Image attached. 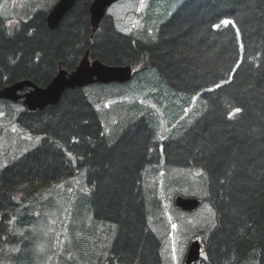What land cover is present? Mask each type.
I'll return each instance as SVG.
<instances>
[{
	"label": "trees",
	"instance_id": "16d2710c",
	"mask_svg": "<svg viewBox=\"0 0 264 264\" xmlns=\"http://www.w3.org/2000/svg\"><path fill=\"white\" fill-rule=\"evenodd\" d=\"M92 2L76 0L55 29L47 22L49 9L14 26L0 15L1 88L21 80L46 87L60 67L74 70L89 50L92 59L135 69L129 90L114 91L131 97L127 119L138 115L109 142L87 87L67 89L43 110L17 114L16 122L41 141L0 170V264L7 247L30 245L29 233L16 228L35 218L22 215L27 208L18 213L19 206L83 172L91 203L85 215L116 226L107 254L94 253L91 264H169L149 224L142 183L147 166L162 155L168 166L208 175L205 200L216 221L209 232L193 234L203 235L205 251L195 264H264V0H184L152 41L120 30L109 14L94 26ZM102 85H94L102 89L98 100L113 88ZM168 89L201 94L208 107L182 134L162 140L160 116L146 102L156 98L161 119L171 125L162 97ZM0 101L10 107L11 101ZM86 243L78 246L90 254ZM14 254L15 264L26 261Z\"/></svg>",
	"mask_w": 264,
	"mask_h": 264
},
{
	"label": "rangeland",
	"instance_id": "374dc122",
	"mask_svg": "<svg viewBox=\"0 0 264 264\" xmlns=\"http://www.w3.org/2000/svg\"><path fill=\"white\" fill-rule=\"evenodd\" d=\"M57 1L0 0V15L7 17L9 25L14 26L20 21L29 20L40 9H50ZM183 1L117 0L109 6L108 13L120 30L136 33L143 40L152 41L157 36L159 25L169 18ZM130 85L128 83L107 85L113 88L108 94L103 92V95L99 96L101 100H98L97 96L102 93V89L94 85L86 88L106 126L109 142H114L123 128L132 122L129 121L138 116L127 119L128 111L124 107H127L125 103H132L131 97H122L114 91L129 90ZM168 91L169 93L162 97L166 101V106L168 103L170 105L171 125H165V120L161 119L164 113L161 103H157L156 98L146 102L160 116L161 128H158V137L162 140L171 134L174 136L182 134L183 130L208 107L207 100L201 94L191 97L183 92H173L169 89ZM25 108L27 109L23 101L11 102L7 108L0 101V170L41 141V136L31 134L15 120L17 114ZM70 156L75 160L73 154ZM84 180L85 172L38 193L34 199L19 206L18 213L27 208L29 213L25 212L22 215L32 214L35 218L27 227L16 228L18 231L29 233L30 245L7 247L3 253L6 258L5 264H15L10 256L16 252L26 260L22 264H91L94 253L97 258L107 254V246L112 243L116 226L111 229L110 223L98 221L97 224L94 219L93 221L85 215L86 206L91 208V203L90 190L88 193ZM142 183L149 224L163 244L166 262L185 264L190 242L196 238L202 240L203 235H193L194 232H209L216 221L215 211L205 200L208 196L207 173L200 168L168 166L162 155L160 161L147 166ZM178 194L197 197L201 203L196 210L185 211L174 202ZM16 220L12 219L14 223ZM85 241L88 242L87 250L93 247L90 254L84 253L78 246ZM89 243L91 245H88ZM19 246L20 249L17 248ZM29 255L31 257L27 260Z\"/></svg>",
	"mask_w": 264,
	"mask_h": 264
},
{
	"label": "water",
	"instance_id": "95a60500",
	"mask_svg": "<svg viewBox=\"0 0 264 264\" xmlns=\"http://www.w3.org/2000/svg\"><path fill=\"white\" fill-rule=\"evenodd\" d=\"M76 0H58L47 16L51 29L58 27L63 16L73 7ZM117 0H93L90 6L91 22L98 26L106 14L107 8ZM134 75L131 65H110L99 59H92L88 50L78 66L68 71L59 68L57 75L46 86L36 85L31 80H21L0 88V98L18 101L24 98V103L31 111L43 110L49 105L57 104L64 92L72 88H84L93 83H126ZM29 90L21 93L25 89ZM176 204L184 210H194L200 204V200L192 197L177 196ZM202 242L194 239L189 246L185 264H194L202 256Z\"/></svg>",
	"mask_w": 264,
	"mask_h": 264
},
{
	"label": "snow or ice",
	"instance_id": "6c2138e0",
	"mask_svg": "<svg viewBox=\"0 0 264 264\" xmlns=\"http://www.w3.org/2000/svg\"><path fill=\"white\" fill-rule=\"evenodd\" d=\"M223 23H224L225 25H227V24H229V23H231V22L228 21V20H225V21H223ZM216 27H219V25H216ZM237 111H239V109H237Z\"/></svg>",
	"mask_w": 264,
	"mask_h": 264
},
{
	"label": "bare ground",
	"instance_id": "6f19581e",
	"mask_svg": "<svg viewBox=\"0 0 264 264\" xmlns=\"http://www.w3.org/2000/svg\"><path fill=\"white\" fill-rule=\"evenodd\" d=\"M1 88V87H0ZM160 102V101H159ZM109 137V136H108ZM110 141V140H109ZM110 144V143H109ZM218 219V218H217ZM2 226H3V224H2ZM5 233V232H4ZM3 234V233H2ZM1 236V235H0ZM205 237V236H204ZM202 240H204V239H202ZM202 264V263H201Z\"/></svg>",
	"mask_w": 264,
	"mask_h": 264
}]
</instances>
